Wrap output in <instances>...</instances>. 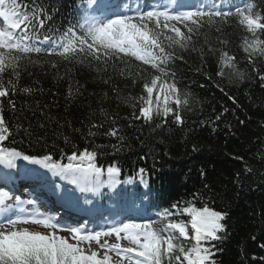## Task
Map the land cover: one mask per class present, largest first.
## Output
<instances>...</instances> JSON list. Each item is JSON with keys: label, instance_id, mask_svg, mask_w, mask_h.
Masks as SVG:
<instances>
[{"label": "snow or ice", "instance_id": "snow-or-ice-1", "mask_svg": "<svg viewBox=\"0 0 264 264\" xmlns=\"http://www.w3.org/2000/svg\"><path fill=\"white\" fill-rule=\"evenodd\" d=\"M85 2L88 7L84 15L60 30L53 27L55 13L59 11L53 6H45L40 0H0V165L6 168H15L16 160L23 159L74 185L81 193L96 194L104 186L114 188L135 179L144 182V168L138 169L134 177L121 180L122 169L117 163L107 167L100 165L98 158L103 145L93 143L83 149L74 146L70 154L61 150L67 162L51 154L26 155L10 146L8 142L22 125H11L5 119V102L8 109L16 113L14 96H31L41 91L30 85L21 86L23 65L25 62L49 63L52 69L59 68L57 60L45 62L40 59L42 56L55 57L68 64L88 63L98 72H106L109 67L115 71L118 65H124L119 68L120 76L133 78V83L137 77L144 81L140 96H129L123 101L132 108L131 116L126 117L129 126L141 121L161 128L169 119L179 126L184 123L183 110H191V93L180 88L175 73L169 70L172 61L183 59L176 50L196 51L195 41L206 26L212 28L235 20L242 30L240 48L250 71L264 88V70L256 67L258 61H264V7L256 0H239L238 3L235 0L228 3L197 0L193 4L156 0L151 5H127L126 10L115 11L111 10V5H102L100 0ZM101 7L105 10L99 15L90 14V10L94 13ZM115 7L119 9V5ZM220 30L216 27L217 32ZM218 42L229 43L223 39ZM199 51L203 59L204 49ZM207 51L214 55L219 51L218 77L223 79L231 74L244 82L246 73L239 69L235 55L210 44ZM133 62L135 72L130 70ZM103 82L108 84L110 80ZM68 94H74L71 86ZM228 99L235 103L234 97L228 96ZM105 121L112 126L101 133L104 123H91L87 135L94 138L102 134L115 139L117 143L112 148L119 152L125 140L123 131L115 118L105 114ZM30 128L31 125L23 131L28 133ZM40 176L47 179L43 174ZM199 198V193H193L192 200L162 208L156 213L157 219L125 217L89 227L88 221L62 223V217L42 211L33 199L25 201L15 196L13 203H9L13 200L11 190L0 188V264H217L215 242L223 239L227 213L207 205L197 207L195 201ZM91 203L84 200V204ZM25 205L30 206V210H26ZM26 225L38 226L43 231ZM112 237L115 242L109 243Z\"/></svg>", "mask_w": 264, "mask_h": 264}, {"label": "trees", "instance_id": "trees-1", "mask_svg": "<svg viewBox=\"0 0 264 264\" xmlns=\"http://www.w3.org/2000/svg\"><path fill=\"white\" fill-rule=\"evenodd\" d=\"M40 2L59 10L53 27L60 30L80 19L86 7L85 0ZM256 2L264 7V0ZM216 27L221 30L217 32ZM241 38L242 30L233 20L206 26L195 41L196 51L176 50L183 59L172 61L169 70L175 73L180 88L191 93V110H183L184 123L179 126L171 119L161 128L141 121L129 126L126 117L131 116L132 108L123 101L140 96L144 81L137 77L133 83V78L120 76L119 68L124 65H118L115 71L109 67L106 72H98L88 63L68 64L55 57L40 59L57 60L58 70L49 63L25 62L21 86L41 91L14 96L16 113L5 102V119L11 125H22L8 143L26 155L51 154L62 162L67 161L61 150L70 154L74 146L83 149L93 143L103 145L98 163L104 167L117 163L122 169L121 180L134 177L140 168L146 170L143 183L135 179L114 188L106 186L103 192L111 203L120 198L134 203L145 200L154 210L145 219H157L160 209L192 200L193 193H199L197 207L207 205L227 213L223 239L215 242L217 264H264V88L250 71L240 48ZM219 39L229 43L220 44ZM209 44L236 56L239 69L246 73L243 83L231 74L223 79L216 75L219 51L215 55L208 52ZM256 67L264 70V61H258ZM130 70L136 71L135 62ZM228 96L234 97L235 103ZM105 114L115 118L123 131L125 140L119 152L112 148L115 139L87 135L91 123H104L101 133L112 126L105 121ZM29 125V132H24Z\"/></svg>", "mask_w": 264, "mask_h": 264}, {"label": "rangeland", "instance_id": "rangeland-1", "mask_svg": "<svg viewBox=\"0 0 264 264\" xmlns=\"http://www.w3.org/2000/svg\"><path fill=\"white\" fill-rule=\"evenodd\" d=\"M16 167L15 168H12V169H9V168H7L8 169V173L9 174H12L13 172H19V173H21V174H23L24 173V177L27 179L29 176V174L30 173H28L29 172V170L32 168V166H37V165H34V164H29L27 161H24L23 159H17L16 160ZM5 167L4 165H0V167ZM6 168V167H5ZM24 169H26L25 170V172H24ZM35 185V184H34ZM34 185H31L30 187L32 188V187H34ZM37 187H39V186H37ZM40 188V187H39ZM28 192L30 193V188H29V190H28ZM31 194V193H30ZM30 196V195H29ZM9 202H11V200L9 201ZM65 218H66V216L64 215L63 217H62V223H65ZM182 219V218H181ZM27 227H30V228H33L34 230H41V231H43V229L42 228H40V227H38V226H35V225H26ZM62 234H64V235H67V233H62ZM115 242V237H112V238H109V243H114ZM122 243L123 244H126L127 245V242H123L122 241ZM115 258V257H114Z\"/></svg>", "mask_w": 264, "mask_h": 264}, {"label": "bare ground", "instance_id": "bare-ground-1", "mask_svg": "<svg viewBox=\"0 0 264 264\" xmlns=\"http://www.w3.org/2000/svg\"><path fill=\"white\" fill-rule=\"evenodd\" d=\"M22 175V174H21Z\"/></svg>", "mask_w": 264, "mask_h": 264}]
</instances>
